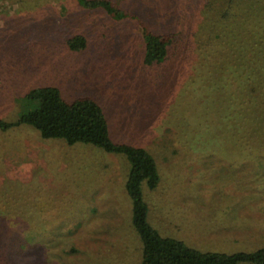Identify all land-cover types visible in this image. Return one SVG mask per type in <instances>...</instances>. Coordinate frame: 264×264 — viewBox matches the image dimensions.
I'll return each instance as SVG.
<instances>
[{
  "label": "rangeland",
  "instance_id": "rangeland-1",
  "mask_svg": "<svg viewBox=\"0 0 264 264\" xmlns=\"http://www.w3.org/2000/svg\"><path fill=\"white\" fill-rule=\"evenodd\" d=\"M112 1L119 17L78 0H0V119L37 108L26 94L38 86L91 96L113 140L152 154L158 183L141 190L161 235L201 251L264 246V145L234 142L235 78L208 41L217 43L224 0ZM144 29L172 33L161 61L144 62ZM76 33L87 42L73 50ZM129 169L122 152L44 138L25 123L0 127V232L46 237L20 264H141Z\"/></svg>",
  "mask_w": 264,
  "mask_h": 264
},
{
  "label": "trees",
  "instance_id": "trees-1",
  "mask_svg": "<svg viewBox=\"0 0 264 264\" xmlns=\"http://www.w3.org/2000/svg\"><path fill=\"white\" fill-rule=\"evenodd\" d=\"M78 2L88 8L101 7L115 17L120 16L112 0ZM218 11V18L224 25L214 37L217 43L212 44L211 37L208 41L210 47L220 48V53H224V62L231 71V82L235 78L237 98L233 100L230 96L229 99L230 111L235 110L236 114L231 125L234 128L231 129L232 137L235 143H242L239 145L257 149L264 145V0H224ZM143 35L144 62L161 61L171 44L172 33L159 34L144 29ZM199 37L204 38L202 31L196 36L195 46ZM66 42L70 49H81L86 46L87 38L83 33H76ZM26 97L37 99L39 106L22 112L15 120L0 119L1 128L25 123L35 127L44 138H63L69 144L87 142L106 151L126 155L130 169L125 187L132 203V223L142 243L141 264H264V246L253 251L232 253L201 251L181 239L161 235L147 220V204L141 190L142 181L149 187L158 183L155 160L145 147L111 138L104 110L95 98L81 95L69 100L54 85L32 88ZM11 220H15L13 216ZM25 220L24 217L19 219L26 223ZM1 233L0 264H20L24 256L34 253L32 246L45 242L46 238L45 233L34 228L17 230L13 225L10 228L6 226Z\"/></svg>",
  "mask_w": 264,
  "mask_h": 264
},
{
  "label": "crops",
  "instance_id": "crops-1",
  "mask_svg": "<svg viewBox=\"0 0 264 264\" xmlns=\"http://www.w3.org/2000/svg\"><path fill=\"white\" fill-rule=\"evenodd\" d=\"M247 148V147H246Z\"/></svg>",
  "mask_w": 264,
  "mask_h": 264
}]
</instances>
